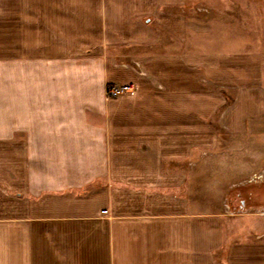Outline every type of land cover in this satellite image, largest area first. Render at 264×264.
I'll return each mask as SVG.
<instances>
[{
	"label": "crops",
	"instance_id": "obj_1",
	"mask_svg": "<svg viewBox=\"0 0 264 264\" xmlns=\"http://www.w3.org/2000/svg\"><path fill=\"white\" fill-rule=\"evenodd\" d=\"M184 6L0 0V264H264V212L228 240L237 214L190 194L206 119L230 92L243 123L262 53L187 48Z\"/></svg>",
	"mask_w": 264,
	"mask_h": 264
},
{
	"label": "rangeland",
	"instance_id": "obj_2",
	"mask_svg": "<svg viewBox=\"0 0 264 264\" xmlns=\"http://www.w3.org/2000/svg\"><path fill=\"white\" fill-rule=\"evenodd\" d=\"M181 14L193 22L186 31L187 48L197 53H262L257 78L242 85L240 98L246 105L238 115H244L243 123L233 128L223 124L221 117L236 98L226 93L225 104L206 119L213 140L198 141L192 149L199 154L191 165L190 194H196L198 208L237 214L226 221L231 240L254 226L257 217L245 214L264 212V0H185ZM119 64L143 74L136 60Z\"/></svg>",
	"mask_w": 264,
	"mask_h": 264
},
{
	"label": "built area",
	"instance_id": "obj_3",
	"mask_svg": "<svg viewBox=\"0 0 264 264\" xmlns=\"http://www.w3.org/2000/svg\"><path fill=\"white\" fill-rule=\"evenodd\" d=\"M134 85L132 83H120L106 86L107 95H119L132 92Z\"/></svg>",
	"mask_w": 264,
	"mask_h": 264
}]
</instances>
